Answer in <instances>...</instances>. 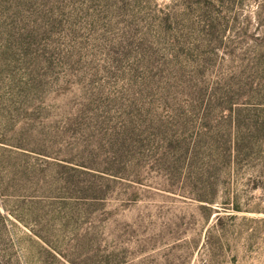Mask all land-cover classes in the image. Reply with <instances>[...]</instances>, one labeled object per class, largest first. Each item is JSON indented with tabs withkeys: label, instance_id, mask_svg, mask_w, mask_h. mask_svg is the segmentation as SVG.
<instances>
[{
	"label": "rangeland",
	"instance_id": "374dc122",
	"mask_svg": "<svg viewBox=\"0 0 264 264\" xmlns=\"http://www.w3.org/2000/svg\"><path fill=\"white\" fill-rule=\"evenodd\" d=\"M0 264H264V0H0Z\"/></svg>",
	"mask_w": 264,
	"mask_h": 264
},
{
	"label": "trees",
	"instance_id": "16d2710c",
	"mask_svg": "<svg viewBox=\"0 0 264 264\" xmlns=\"http://www.w3.org/2000/svg\"><path fill=\"white\" fill-rule=\"evenodd\" d=\"M235 209L238 210V211H240L241 210V205H239L238 203H236Z\"/></svg>",
	"mask_w": 264,
	"mask_h": 264
}]
</instances>
